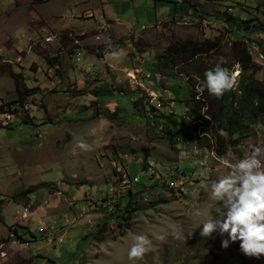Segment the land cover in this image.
I'll use <instances>...</instances> for the list:
<instances>
[{"label": "rangeland", "instance_id": "1", "mask_svg": "<svg viewBox=\"0 0 264 264\" xmlns=\"http://www.w3.org/2000/svg\"><path fill=\"white\" fill-rule=\"evenodd\" d=\"M0 1V193L12 197L48 183L50 191L28 197L30 210L41 205L40 216L50 203L65 207L31 224L38 239L27 232L32 242L21 246L40 256L29 264H264V257H245L239 241L222 248L226 234L201 237L203 215L194 214L213 206L210 181L227 174L253 146L264 145V126L253 124L248 136L237 144L226 143L224 153L217 155L212 151L213 121L205 109L197 113L189 99L191 86L198 82L197 69L190 71L193 78L179 75L186 69L176 70L173 78L154 69L155 57L173 43L216 39L221 41L220 52L202 58L201 71L221 58L229 65L230 43L238 37L247 41L257 69L254 79L263 82L264 0H188L200 15L190 16L193 25L182 26L186 11L179 20L107 49L104 65L85 61L95 50L73 44V33H67L66 40L56 30L30 35V12L40 14L38 4L34 8L23 0ZM113 2L125 3L121 16L128 18L134 33L153 22L154 16L141 7L133 9L131 0ZM223 13L254 17L256 27L239 31L224 22ZM65 18L70 21L69 13ZM33 23L41 26L38 20ZM23 29L26 41L20 35ZM40 34L51 38L42 47ZM230 74L237 80V66ZM114 112L111 118L105 116ZM169 119L178 123L172 142L160 131ZM133 179L137 183L128 184ZM9 201L4 220L21 221L29 201ZM38 227L45 232L39 234ZM12 231L0 223V238ZM136 234L148 237L150 247L141 259L129 260ZM45 238L55 241L51 245ZM4 242L0 239V247Z\"/></svg>", "mask_w": 264, "mask_h": 264}, {"label": "trees", "instance_id": "2", "mask_svg": "<svg viewBox=\"0 0 264 264\" xmlns=\"http://www.w3.org/2000/svg\"><path fill=\"white\" fill-rule=\"evenodd\" d=\"M181 3H179V5H181ZM261 6V13L264 16V2L261 3ZM186 11L190 12L191 16H200L197 10L188 4V1L184 13H186ZM245 13L248 14V16H251L250 13L246 11ZM223 16L225 17L224 22L228 26H235L234 28L239 31L256 27L257 19L254 17L240 19V17H234L231 14L227 15L225 13H223ZM258 26L260 27L261 24L258 23ZM260 30L262 31L261 28ZM246 44L247 41L236 37V39L230 43V53L228 57L229 65H227L225 62L221 64V66L226 68L229 73L233 71L234 66H237L238 68L239 75L237 80H235L236 86L233 91L230 89L222 96L217 98L215 96L209 95L207 91H205L203 94L197 93L195 89L198 82H194L190 88L189 99L192 100V103L197 108L195 111L200 113L202 109H205L204 113L206 114V118L213 121V126L210 128V131H212L211 133L214 136L215 149L213 148L212 151L217 155L224 153V146L226 143L237 144L240 138L248 136L250 126L253 124H260L264 126V81L258 82L253 77L254 72H256L257 69L248 53ZM220 45L221 41L218 39L213 41L205 40L202 42L193 41L186 43H173L166 48L164 54L155 57L154 69L158 72V74H163L164 76L167 73L166 76L169 78H173L175 76L176 70L186 69L188 72L185 71L179 73V75H187L188 77L193 78V75L190 73V71L192 68H195L198 71L195 75L202 80L204 71L213 67L214 64H208L206 69H202L201 71V68L205 65H202L200 60H202V58L211 56L216 52H220ZM94 54L95 57L99 58L98 53ZM12 78L14 79V75ZM14 81L15 87L17 89L18 83L16 80ZM2 110L3 105L0 104V112H2ZM106 114L105 116H109V118L116 115L115 112L111 113V115L109 113ZM156 124H158V122ZM177 124L178 123L175 120L169 119L167 127L170 129V131L169 129H166L167 127L160 129V131L162 130L161 133H163L162 136L168 139L170 142L173 141L175 134H177L174 133V131H177L175 129L177 128ZM170 125H172V127ZM204 131L206 130L203 129L202 133L206 134ZM219 132L225 133L226 137L219 135ZM202 137L204 136H200L198 140ZM50 189V184L41 183L37 187L27 188L26 190L19 192L10 199L17 204L22 202L25 203V201H29L28 197L33 195L38 190L50 191ZM128 199H130L129 196ZM26 205L28 204L25 203V206ZM124 209L128 210L126 214L127 216L132 214L129 200L124 204ZM12 230L14 238L20 240V236L17 234V228L13 227ZM32 237L34 236L32 235Z\"/></svg>", "mask_w": 264, "mask_h": 264}, {"label": "crops", "instance_id": "3", "mask_svg": "<svg viewBox=\"0 0 264 264\" xmlns=\"http://www.w3.org/2000/svg\"><path fill=\"white\" fill-rule=\"evenodd\" d=\"M14 1L15 0H9V2H7L6 4L15 3ZM23 1L26 7L31 5L35 8L36 4L41 7L40 14L38 15L35 12H30L32 14L31 23L27 25V28H30L29 30H31L30 35H35L37 34V32H48L51 30H56L61 33L63 32L62 37L64 38V40H66L67 33H73L74 35L69 34L72 37L68 35L73 44L79 42L86 47L89 46L93 48L92 50L95 51H98V49H94V47L101 48V52L98 53L99 58L94 56L95 51L94 53H91L90 51L88 52L87 58L85 59L87 63H91V59H93L94 61H98L99 64H107V61L105 60L107 58V49L119 47L123 44H126L131 37L138 36V34L141 33V28L138 29V33H134L128 18L121 16L123 15V10L121 7L125 4L123 2L114 3L113 0ZM187 1L188 0H131L130 6L135 10L141 7L142 10L146 13H151L154 16L152 23H154L155 21H164L169 23L172 21H176L179 17L185 14L184 10L187 6ZM0 3L2 4L1 1ZM179 3H181V5H179ZM67 13H69L70 15V21L68 20V18H65V15ZM37 20L40 21L41 26H38L37 23H33ZM152 23H150L149 25L147 24L148 26L142 27H149ZM24 29L22 30V32H20L21 36L28 34L26 33V31H24ZM75 35L79 37H73ZM46 36L47 35L40 34L39 37ZM22 37L23 41H26V38H24V36ZM6 40H8V38ZM11 41L14 42V40ZM1 44L2 42H0V46ZM102 49L104 50L102 51ZM8 196L11 197V195H8L4 192L0 193V223L8 229L16 227L17 234L20 236V240L23 241H29L27 232L33 234L34 241L38 239V235L35 233L34 229L31 226V224L35 223L36 219H42L44 216H54V214L60 210L65 211V207H55L56 204L50 203V206L45 204V207L47 208L44 211V214L38 216V210L43 207L39 205L36 206L33 210H30V206L32 204L31 201H29L28 205L26 206L29 208V213L27 214L28 217L26 221H22L20 217L21 221L12 222L10 224L8 223V221L6 222L4 220V214L6 211L8 212V205L10 202V197ZM29 198H32V195H30ZM23 207L25 208V206ZM0 239H3L5 241L0 247V254L3 255L2 258H0V264H29L28 262L31 261L34 256H40L39 252H33V255L31 253H28L27 247L30 246L32 241H29V243L26 241L28 246L23 247L21 246L23 244H21L20 240L11 238L10 235L5 236L4 238L1 237ZM45 240L48 241L49 239L45 238ZM54 241L55 240L48 241V243L52 245Z\"/></svg>", "mask_w": 264, "mask_h": 264}, {"label": "clouds", "instance_id": "4", "mask_svg": "<svg viewBox=\"0 0 264 264\" xmlns=\"http://www.w3.org/2000/svg\"><path fill=\"white\" fill-rule=\"evenodd\" d=\"M222 63L221 58L213 67L205 70L202 80L196 77L197 93L207 91L209 95L219 98L233 88V75L221 66ZM209 189L213 206L203 214L200 211L194 213L198 217L203 215L198 227L199 235L208 237L214 232L221 236L226 234L227 239L221 241L222 248L239 241V251L245 257H264V145L253 146L243 158L231 164L227 174L210 181ZM45 230L43 228L41 232ZM41 232L38 231L39 234ZM132 239L128 258L141 259L149 250L150 240L143 234H136Z\"/></svg>", "mask_w": 264, "mask_h": 264}, {"label": "built area", "instance_id": "5", "mask_svg": "<svg viewBox=\"0 0 264 264\" xmlns=\"http://www.w3.org/2000/svg\"><path fill=\"white\" fill-rule=\"evenodd\" d=\"M190 12L188 13V17H183L182 20L186 21V22H189L191 21L190 19ZM192 17V16H191ZM178 19H181V17H179ZM194 21H197V23H199L198 19L194 20ZM166 22L164 21H155L154 23L151 24V26H156L157 29H160L163 27V25L165 24ZM142 28V27H141ZM49 40H51V38L48 36V37H44L41 41H40V46H43V44L45 42H48ZM74 44H77V43H74ZM75 61H79V56L76 55L75 56ZM136 73H138V71H135ZM133 76V75H132ZM136 181H138V179H133L132 181H128V184L130 183H133V184H136ZM29 213V208L28 207H25L23 209V214L21 216V219L22 220H26L27 218V214ZM43 229L39 228L38 231L41 232ZM10 237L13 238V233H10ZM24 246L27 245L26 242L22 243Z\"/></svg>", "mask_w": 264, "mask_h": 264}, {"label": "bare ground", "instance_id": "6", "mask_svg": "<svg viewBox=\"0 0 264 264\" xmlns=\"http://www.w3.org/2000/svg\"><path fill=\"white\" fill-rule=\"evenodd\" d=\"M181 23H182V26H191V25H193L192 21L186 22V21L182 20ZM195 23H197V21H195ZM155 28H156V26L142 27L140 29V31L144 32L146 30H151V29H155Z\"/></svg>", "mask_w": 264, "mask_h": 264}]
</instances>
